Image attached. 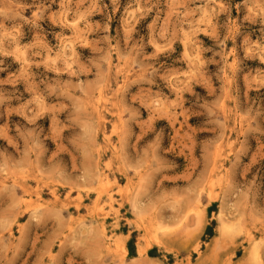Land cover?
<instances>
[{"label":"rangeland","instance_id":"1","mask_svg":"<svg viewBox=\"0 0 264 264\" xmlns=\"http://www.w3.org/2000/svg\"><path fill=\"white\" fill-rule=\"evenodd\" d=\"M0 264H264V0H0Z\"/></svg>","mask_w":264,"mask_h":264}]
</instances>
